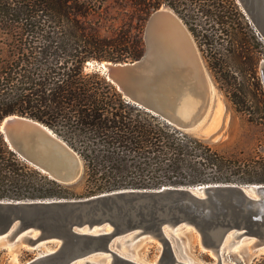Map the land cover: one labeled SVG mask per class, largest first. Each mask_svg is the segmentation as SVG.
<instances>
[{
  "label": "trees",
  "instance_id": "16d2710c",
  "mask_svg": "<svg viewBox=\"0 0 264 264\" xmlns=\"http://www.w3.org/2000/svg\"><path fill=\"white\" fill-rule=\"evenodd\" d=\"M128 2L136 11L137 23L119 28L117 36L108 38L98 33L99 20L88 18L100 8L101 0H0V121L17 114L51 128L79 156L91 192L115 189L132 180L138 187L232 182L233 177L234 183H264V155L248 163L224 158L123 98L104 73L85 68L87 61H116L123 54L137 59L142 42L140 38L129 42L128 31L138 28L161 2L180 17L197 46L204 47L208 66L219 68L232 52L231 37L244 23L236 1ZM197 16L212 34L200 30ZM223 41L228 46L225 53L218 49ZM109 46L117 47V53ZM217 75L225 83L237 78L234 72ZM249 76L257 78L254 71ZM227 93L234 102L244 96L235 87ZM259 93L264 105V91ZM239 111L246 122L264 130V110ZM63 187L21 159L0 132V198H52Z\"/></svg>",
  "mask_w": 264,
  "mask_h": 264
},
{
  "label": "water",
  "instance_id": "95a60500",
  "mask_svg": "<svg viewBox=\"0 0 264 264\" xmlns=\"http://www.w3.org/2000/svg\"><path fill=\"white\" fill-rule=\"evenodd\" d=\"M242 14L264 40V0H235ZM161 9L147 17L139 58L129 62L87 61L86 66L104 73L126 100L158 115L180 129H190L199 119L171 104L153 91L154 77L146 72L150 53L146 34ZM259 81L264 91V64ZM190 93V92H189ZM197 99L194 94H187ZM181 97L177 98V101ZM176 101V102H177ZM171 104V105H170ZM0 132L8 146L48 178L69 184L82 170L77 153L45 124L27 116L9 114L0 121ZM192 228L199 245L223 264L228 245L251 239L246 249L264 247V183L207 182L195 185H160L155 188H119L83 198H0V239L35 249L50 241L23 264H96L93 257L109 256V264H142L121 255L113 246L145 235L160 246L153 264H192L185 256L174 231ZM237 264L239 262L238 257Z\"/></svg>",
  "mask_w": 264,
  "mask_h": 264
},
{
  "label": "rangeland",
  "instance_id": "374dc122",
  "mask_svg": "<svg viewBox=\"0 0 264 264\" xmlns=\"http://www.w3.org/2000/svg\"><path fill=\"white\" fill-rule=\"evenodd\" d=\"M161 8L169 9L180 19V17L164 2H161L155 9ZM153 10H150L144 20L138 23V28L133 29L129 27L130 30L128 31L129 34L127 35V39L129 42L134 41L137 38L141 39V54L144 50V24L147 17ZM135 13L136 11L129 4L128 0H101L100 8L96 10V12L89 15L88 18L93 21L99 20L97 25L98 33L103 37L112 38L117 36L116 33L119 28L125 29L129 23L135 26L137 23ZM243 18L244 23L238 26L240 28L237 34L232 36L230 40L231 44L229 45L232 52L227 56L226 62L222 63L219 68L217 67L214 70L207 64L209 57L204 51V47L199 48L197 46L196 40L192 37L186 28V25L180 19L191 36L200 64L204 70V74L208 77L207 79L211 87V98L207 104L204 114L202 115L203 118L200 116V122L199 119L196 121L194 126L188 130L178 129L183 133L201 140L204 144L208 145L212 150H214L217 154L222 155L224 158L237 159L238 161L248 163L250 159H256L259 155H264V143L261 141L264 130L260 125L246 122L239 109L249 108L254 110L258 108L260 110H264L262 96L259 93V90L263 91V88L259 81L258 70L259 64H264V41L253 29L245 16ZM195 23H197L200 27V30L202 29V31L208 35L213 33L208 24H206L201 17L197 16ZM220 44L221 45L218 49L220 52L225 53L226 51L224 47H226V49L228 48L227 43L223 41L220 42ZM110 47L111 46L108 48L109 51L117 53L115 52V50L118 49L117 47ZM132 60H134V58H130L128 54H123L120 56V59L116 61L108 59H102L100 61L129 62ZM85 68L96 70L95 67H88L86 65ZM215 71H217V74L220 73V75H226L234 72L237 78L235 79V82L230 81L225 83L216 77L218 75ZM253 71L255 72L257 78L252 79L249 76V74ZM233 87L237 88L241 94H244L245 98H243V96L240 97V99L235 98V102L232 101L227 91L231 90ZM85 179L86 176L83 173L82 164V170L79 177L72 183L64 184L62 193L59 196L52 198H83L92 194L107 191L106 189H92L94 191H88V185L90 184L87 183ZM235 179L236 178L233 177V181L231 183L236 182ZM132 181H128V183L134 184L136 180ZM132 184H122L115 189L155 188L142 186L138 187ZM164 185L182 184L165 183ZM26 198L28 199L29 197ZM175 236L178 239L179 246L182 248L183 252H185V255L187 254V258L199 263H212L215 260L213 256L200 247L197 234L192 228L180 227L176 230ZM128 237L129 236H125L123 239ZM123 239H121L118 245L113 246L116 251L127 250L132 252L134 253L133 258L143 264H153L154 260L158 257L160 246L153 239L147 238L145 235H140L134 240L126 242H123ZM250 240L251 239H246L232 243L229 248H226L225 255L221 258L223 262L225 260L229 263L237 264L236 257H238L239 262L242 264H264V247L251 252L246 249ZM55 245L54 241H50L46 244L44 243L39 245L35 249H30L23 247L19 243L6 244L2 239H0V264H23L36 255L38 251L44 249L45 247L53 248ZM101 257L103 256L96 255L93 257V260H98ZM105 262L106 261L103 260L101 264H106Z\"/></svg>",
  "mask_w": 264,
  "mask_h": 264
},
{
  "label": "bare ground",
  "instance_id": "6f19581e",
  "mask_svg": "<svg viewBox=\"0 0 264 264\" xmlns=\"http://www.w3.org/2000/svg\"><path fill=\"white\" fill-rule=\"evenodd\" d=\"M161 11H165L164 15L157 18L154 27L148 31L145 37L150 53V61L145 69L147 73L155 78L153 91L157 92L163 99L169 97L171 104L177 103L175 107L191 114L192 120L199 114L203 118L202 115L211 98L208 77L204 74L191 36L180 19L169 9L161 8ZM189 92L194 94L197 99H191L187 95L190 94ZM179 97L181 99L177 101ZM201 117H199L200 120L198 119L199 122ZM136 237L129 239V241L134 240ZM120 241L119 239L118 242ZM249 242L251 243V240ZM117 252L137 260L133 258L134 253L127 250ZM98 255L103 257L95 260V262L101 264L105 260V263L109 264L110 258L108 255ZM178 260L200 264L187 258V254L182 258H178ZM222 263L234 264L225 260L224 262L222 260Z\"/></svg>",
  "mask_w": 264,
  "mask_h": 264
},
{
  "label": "built area",
  "instance_id": "2783aa9c",
  "mask_svg": "<svg viewBox=\"0 0 264 264\" xmlns=\"http://www.w3.org/2000/svg\"><path fill=\"white\" fill-rule=\"evenodd\" d=\"M259 35V34H258ZM260 36V35H259ZM261 38V37H260ZM262 39V38H261ZM264 41V40H263Z\"/></svg>",
  "mask_w": 264,
  "mask_h": 264
}]
</instances>
